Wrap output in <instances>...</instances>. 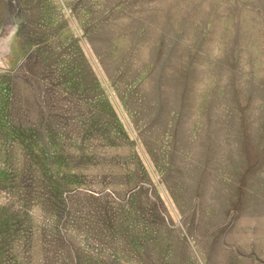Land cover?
Listing matches in <instances>:
<instances>
[{"label":"rangeland","instance_id":"obj_1","mask_svg":"<svg viewBox=\"0 0 264 264\" xmlns=\"http://www.w3.org/2000/svg\"><path fill=\"white\" fill-rule=\"evenodd\" d=\"M263 232L264 0H0V264H264Z\"/></svg>","mask_w":264,"mask_h":264},{"label":"crops","instance_id":"obj_2","mask_svg":"<svg viewBox=\"0 0 264 264\" xmlns=\"http://www.w3.org/2000/svg\"><path fill=\"white\" fill-rule=\"evenodd\" d=\"M253 225H254V228L257 226V224H256V223H254ZM263 233H264V232H263Z\"/></svg>","mask_w":264,"mask_h":264}]
</instances>
